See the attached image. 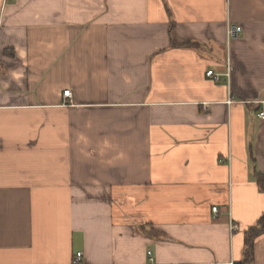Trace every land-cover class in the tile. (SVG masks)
<instances>
[{
    "label": "crops",
    "instance_id": "obj_1",
    "mask_svg": "<svg viewBox=\"0 0 264 264\" xmlns=\"http://www.w3.org/2000/svg\"><path fill=\"white\" fill-rule=\"evenodd\" d=\"M260 110L264 0H0V264H240Z\"/></svg>",
    "mask_w": 264,
    "mask_h": 264
},
{
    "label": "built area",
    "instance_id": "obj_2",
    "mask_svg": "<svg viewBox=\"0 0 264 264\" xmlns=\"http://www.w3.org/2000/svg\"><path fill=\"white\" fill-rule=\"evenodd\" d=\"M240 31H241V28H240V27L229 26V27L227 28V31H226V32H227V37H228V38L234 37V36H236ZM228 71H229V70H228ZM228 73H229V72H227V74H226L227 76L229 75ZM206 76H208V77H210V78H213V79L217 80V79H219L220 74H219V73H213L212 70H208V71H206ZM228 77H229V76H228ZM62 96H63V98H64V104H69V103H71V97H72V94H71V91H70L69 89H65V90L62 92ZM233 101H234L233 96L229 95V98H228L227 102H228V103H231V102H233ZM258 117H259L260 119L264 120V110H260V111L258 112ZM211 210H212L213 213H217V210H218V209H217L216 206H214V207H212ZM229 230H230V232H232V233L238 230V226H237L236 223H235L234 221H232V220L229 221ZM147 254H148V256H149L150 264H156V263L153 262L152 257H150L151 252L148 251ZM82 256H83L82 252H81V251H77V252L75 253V256H74L73 264H84L83 261H82ZM230 264H232V263H230Z\"/></svg>",
    "mask_w": 264,
    "mask_h": 264
},
{
    "label": "trees",
    "instance_id": "obj_3",
    "mask_svg": "<svg viewBox=\"0 0 264 264\" xmlns=\"http://www.w3.org/2000/svg\"><path fill=\"white\" fill-rule=\"evenodd\" d=\"M170 26V33H171ZM171 36V34H170ZM170 41L173 43L172 37ZM256 183L261 190H264V174L260 172L255 173ZM264 232V212L260 214L256 222L244 232V251L243 259L240 264H250L253 260V241L256 236Z\"/></svg>",
    "mask_w": 264,
    "mask_h": 264
}]
</instances>
